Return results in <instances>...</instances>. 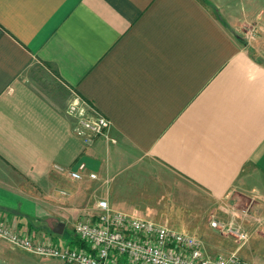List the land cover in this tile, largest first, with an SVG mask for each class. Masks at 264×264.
<instances>
[{
	"label": "crops",
	"instance_id": "1",
	"mask_svg": "<svg viewBox=\"0 0 264 264\" xmlns=\"http://www.w3.org/2000/svg\"><path fill=\"white\" fill-rule=\"evenodd\" d=\"M40 64L50 95L31 81ZM74 94L108 137L75 134ZM100 199L264 264V0H0V217L79 245L69 224ZM0 264L68 263L0 238Z\"/></svg>",
	"mask_w": 264,
	"mask_h": 264
},
{
	"label": "built area",
	"instance_id": "2",
	"mask_svg": "<svg viewBox=\"0 0 264 264\" xmlns=\"http://www.w3.org/2000/svg\"><path fill=\"white\" fill-rule=\"evenodd\" d=\"M68 111L75 118L73 130L84 144H90L98 136H109V118L78 94L69 100ZM56 168L64 171L61 166ZM86 169L85 163H79L67 172L73 179H82ZM88 176L97 178L95 172H89ZM211 224L240 243L248 239V232L240 224L219 220H212ZM74 230L83 246L35 238L0 217V238L30 253L58 258L68 264H252L236 252L211 257L201 239L115 210L106 199L98 200L92 211L78 218Z\"/></svg>",
	"mask_w": 264,
	"mask_h": 264
},
{
	"label": "rangeland",
	"instance_id": "3",
	"mask_svg": "<svg viewBox=\"0 0 264 264\" xmlns=\"http://www.w3.org/2000/svg\"><path fill=\"white\" fill-rule=\"evenodd\" d=\"M45 68V69H44ZM47 68L45 67V65H43V64H40V66H39V69L37 70V71H35L34 72V74H33V78H32V82L35 84V85H37L38 87H42L44 90L43 91H45L48 95H50L52 92L50 91L51 90V88H50V86H49V79H48V77H47V74L46 73H48V71H49V68H48V70H46ZM51 72V71H50ZM44 92V93H45ZM158 206H156V208H157ZM215 207V206H214ZM213 207V208H214ZM216 208H217V206H216ZM158 209L159 210H161V207H158ZM193 214H195V211H194V208H187V209H181L180 210V217H182V219H188L191 215H193ZM79 217V216H78ZM226 217V216H225ZM224 217V218H225ZM78 220V218L75 220V221H77ZM75 221L73 222V223H70L69 225L72 227H74V224H75ZM67 226L66 227V232H70V226ZM246 231H248L249 233H248V237H249V234H251V232L247 229ZM218 232H216V235H218V236H220L219 234H217ZM221 237V236H220ZM229 241V240H228ZM247 244V243H246ZM245 244V245H246ZM244 245V246H245ZM222 252H223V254H225L224 252H227V250H225V249H223L222 250ZM263 252V250L261 251V253L259 254L261 257H263L264 258V252Z\"/></svg>",
	"mask_w": 264,
	"mask_h": 264
},
{
	"label": "water",
	"instance_id": "4",
	"mask_svg": "<svg viewBox=\"0 0 264 264\" xmlns=\"http://www.w3.org/2000/svg\"><path fill=\"white\" fill-rule=\"evenodd\" d=\"M64 225L62 223L58 224L55 228H53V231L56 233H61L63 231Z\"/></svg>",
	"mask_w": 264,
	"mask_h": 264
},
{
	"label": "trees",
	"instance_id": "5",
	"mask_svg": "<svg viewBox=\"0 0 264 264\" xmlns=\"http://www.w3.org/2000/svg\"><path fill=\"white\" fill-rule=\"evenodd\" d=\"M79 245L83 246V245H84V243H83L82 241H80Z\"/></svg>",
	"mask_w": 264,
	"mask_h": 264
}]
</instances>
